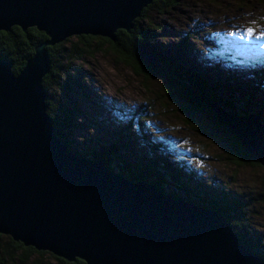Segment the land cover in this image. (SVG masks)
<instances>
[{
  "label": "water",
  "instance_id": "obj_1",
  "mask_svg": "<svg viewBox=\"0 0 264 264\" xmlns=\"http://www.w3.org/2000/svg\"><path fill=\"white\" fill-rule=\"evenodd\" d=\"M153 2L0 0V31L36 27L48 35L18 73L0 59V233L86 264H264L219 211L74 152L48 114V47L73 35L115 41ZM201 98L264 166L262 117Z\"/></svg>",
  "mask_w": 264,
  "mask_h": 264
},
{
  "label": "rangeland",
  "instance_id": "obj_2",
  "mask_svg": "<svg viewBox=\"0 0 264 264\" xmlns=\"http://www.w3.org/2000/svg\"><path fill=\"white\" fill-rule=\"evenodd\" d=\"M166 1L168 0H164ZM169 1L173 4L166 6L162 3L160 7L155 6L148 11L145 19L139 21L141 26L147 25L150 29H154L156 39L151 43L168 47V50L175 51L183 47V40L186 36L190 37L189 48L183 50L185 56L182 59L183 67L187 69L199 66L200 69L204 66L203 62L210 69L220 65V72L227 71L223 76L231 78L228 73L235 64L249 67L255 63L264 65V47H261L264 45V39L255 38V35L264 32V0ZM248 27L255 30L254 36L241 40L239 37ZM133 29L134 27L131 31ZM230 32L237 35L229 36ZM79 37L81 35H73L63 42L67 47L72 46L73 43L82 45L85 42L80 41ZM100 37L106 38L101 35ZM97 42L93 40V45L96 46ZM104 48L103 51L98 50L92 56L82 59L67 58L64 62L67 63L63 70L64 74L60 76L58 85L53 86L49 91V97L54 104L63 103L64 109L77 105L76 108L79 109V113L73 119L76 122L74 127L64 130L63 137L72 143V147L86 152L87 155L99 151L101 145L112 143L117 132H122V136L126 138L130 136L127 132L133 133V137L130 138H134L136 147L139 146L144 150H147V143L154 139L164 141L169 146L172 144L177 151L174 158L185 157L192 167L199 170L205 185L210 188L217 185L230 196L239 195L244 199L246 217L242 223L258 236L264 234V202L260 201L264 185V166L239 167L223 160L225 152L230 147L227 142L229 128L225 124L223 127L218 125L220 120L202 98L207 109L202 113L199 112L195 119L199 126L214 121L213 127L217 130L211 128L209 133L194 130L185 122L186 114L183 112L187 103L186 96L182 95L184 101L171 99L170 94L167 95L163 89L166 85L170 86L163 76L157 75L148 79L138 75L116 54L107 49L108 46ZM141 53L144 57L160 63L151 52L144 50ZM239 57L243 60L236 59ZM242 71L246 72L245 69ZM252 77L237 78L239 81L236 85L242 84V80L245 81L243 86L238 88L233 83H228L227 96L238 109L250 111L244 113L246 116L251 114L261 117L258 109L261 107L264 92L260 91L256 96L249 97L251 96L249 92L252 91L249 82ZM77 79L87 86L86 90L83 91L76 83ZM247 80L249 82H246ZM82 91L85 94H82ZM201 96L206 100H212L204 95ZM212 101L219 102L225 110L237 114L231 108L222 105L220 101ZM137 113L144 120V127L149 135L139 136L140 118ZM186 150L189 154H186ZM114 169L119 172L115 164ZM49 254L33 255L29 258V262H34L33 260L38 257L34 263L57 264L56 259Z\"/></svg>",
  "mask_w": 264,
  "mask_h": 264
},
{
  "label": "trees",
  "instance_id": "obj_3",
  "mask_svg": "<svg viewBox=\"0 0 264 264\" xmlns=\"http://www.w3.org/2000/svg\"><path fill=\"white\" fill-rule=\"evenodd\" d=\"M162 3L166 6L173 4L169 0L166 2L164 0H155L142 12L141 17L135 20L133 31L118 30L115 41L107 37L81 35L79 37L80 41L85 42L82 45L73 43L72 46L67 47V44L62 42L48 47L51 71L44 78V85L48 93L47 111L62 141L71 146L72 143L64 138L62 133L64 130L74 127L73 125L76 122L73 119L79 113V109L77 110V105L64 109L63 103L54 104L49 97V91L53 86L58 85L60 76L64 74L63 70H65L64 68L67 64L64 62L67 58H76L78 60L86 56H92L98 50L103 51L105 46H108L107 49L116 54L136 74L148 79L157 75L163 76L170 85L169 87L167 85L164 86L163 89L167 95L170 94L171 99L183 100L185 99L184 96H186L187 103L183 112L186 114L184 116L185 122L194 130L209 133V129H216L213 127L214 121L207 125L202 124V126H199L196 122L195 116L207 109L206 104L201 99V95L220 101L222 105L226 106V108H231L235 113L244 114L250 112L245 109H238L230 101V97L227 96L226 85L233 83L238 88L243 86L245 81L242 80V84H238V86L236 85L239 81L237 78L253 76L250 82L246 81L250 83L249 87L252 89L249 92L251 95L249 97L256 96L260 91L264 92V65L255 63L256 65L249 67L235 64L234 68H231L228 73L232 76L231 78L223 76L227 71L222 70L220 72V65H215L213 69H210L203 62L202 65L204 66L200 69L199 66L186 69L182 65V59L185 57L183 50L189 48L190 37L186 36L183 40V47L175 51L168 50V47L153 45L151 42L156 39L154 29H150L147 25L141 26L139 21L147 17L151 8L160 7ZM47 39L46 33L36 27H31L24 31L21 27L14 26L9 32L0 31V59L11 62L13 71L18 73L26 65L27 60L34 55L36 46ZM93 40L98 41L96 46L93 45ZM144 50L151 52L152 55L157 57L160 62L159 65L150 63L141 53ZM236 59L243 60L242 57ZM242 69H245L246 72L242 71ZM77 81L76 83L81 86V89L83 91L86 90L87 86L83 85L79 79ZM146 82L148 83L147 80ZM83 91L82 94H85ZM85 96L87 97V95ZM261 102L258 113L264 121L263 94ZM136 115L140 118L139 136L149 135L148 130L144 127V120L141 119L138 113ZM219 122L220 124L218 125L225 126L223 122ZM126 129L130 131L129 128ZM227 131L229 133L227 142L230 147H228L225 157L222 159L234 166L262 167L258 159L244 149L235 134L229 129ZM127 133L130 134L129 138L123 137L122 132H117L112 143L101 145V151H96L90 155L79 151L76 147H71L74 152L80 153L82 156L92 159H105L108 167L114 171L116 170L114 169L115 164L117 170L132 181L151 183L173 197L219 211L230 222L234 231L240 236L242 243L264 257V234L258 236L245 223H242V220L244 222L246 217L244 199L239 195L230 196L222 191L223 188L221 186L222 189L217 185L214 188L205 185L204 178H202L203 176L199 170L196 167H192L185 157L174 158L177 151L172 144L169 146L164 141L160 142L159 139L157 141L154 139L147 143V151L139 146L136 147V143L134 144L136 141L133 142L134 138H130L133 137V133ZM186 154H189V152L187 151ZM260 201L264 202V185ZM46 254H49V252L39 251L34 247H27L23 243L15 241L9 235L0 234V264H40L38 262L34 263L38 260V257L33 260L34 262H29V258L33 257V255L45 256ZM49 255L56 259L57 264H86L82 259L68 261L52 253Z\"/></svg>",
  "mask_w": 264,
  "mask_h": 264
},
{
  "label": "snow or ice",
  "instance_id": "obj_4",
  "mask_svg": "<svg viewBox=\"0 0 264 264\" xmlns=\"http://www.w3.org/2000/svg\"><path fill=\"white\" fill-rule=\"evenodd\" d=\"M255 30L252 27H248L245 29L243 35H241L239 38L241 40H247L250 39L254 36ZM229 36H235L237 35L236 33H228ZM255 38L257 40L264 39V32H260L258 35H255ZM261 47H264V45H261Z\"/></svg>",
  "mask_w": 264,
  "mask_h": 264
},
{
  "label": "bare ground",
  "instance_id": "obj_5",
  "mask_svg": "<svg viewBox=\"0 0 264 264\" xmlns=\"http://www.w3.org/2000/svg\"><path fill=\"white\" fill-rule=\"evenodd\" d=\"M146 43V42H145ZM80 154V153H79ZM112 169V168H111ZM5 235V234H4Z\"/></svg>",
  "mask_w": 264,
  "mask_h": 264
}]
</instances>
